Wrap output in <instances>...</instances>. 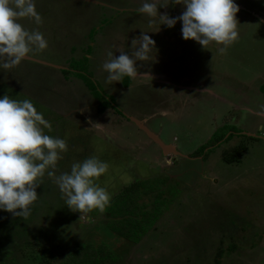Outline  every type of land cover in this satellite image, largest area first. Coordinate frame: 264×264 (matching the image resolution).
I'll return each instance as SVG.
<instances>
[{
  "label": "rangeland",
  "instance_id": "obj_1",
  "mask_svg": "<svg viewBox=\"0 0 264 264\" xmlns=\"http://www.w3.org/2000/svg\"><path fill=\"white\" fill-rule=\"evenodd\" d=\"M96 1L111 4L34 0L42 24L19 22L40 31L47 48L0 68V98L30 99L51 124L45 134L67 143L55 176L46 171L36 189L31 215L0 210V264H37L21 253L37 240L61 261L77 247L93 252L106 241L114 264H217V258L220 264H264V118L246 111L264 105V0H234L239 36L223 53L185 41L179 20L152 32L159 25L149 28L148 17L136 11L143 0ZM164 2L157 0L158 6ZM184 10L169 2L158 12L176 18ZM142 31L155 49L137 68L152 81L105 83L107 52L131 55V41ZM102 96L113 105L104 113L98 108ZM128 117L177 153H164ZM89 121L103 126L92 128ZM90 157L109 166L95 183L110 202L103 213L95 210L79 221L55 178ZM163 175L170 178L166 185ZM138 182L146 191H162L167 202L157 221L132 232L140 238L135 241L115 235L105 216L112 199Z\"/></svg>",
  "mask_w": 264,
  "mask_h": 264
},
{
  "label": "clouds",
  "instance_id": "obj_2",
  "mask_svg": "<svg viewBox=\"0 0 264 264\" xmlns=\"http://www.w3.org/2000/svg\"><path fill=\"white\" fill-rule=\"evenodd\" d=\"M184 5L179 17L172 18L160 14L159 8ZM148 17V27L173 28L177 21L182 22L181 33L185 41H196L203 49L215 45L220 53L233 44L239 36L236 15L239 7L234 0H165L158 6L157 0H143L136 10ZM29 19L36 25L42 24V17L36 11L34 0H0V68L11 69L18 66L32 52L47 48L43 34L33 29L29 31L19 21ZM149 32L131 41L134 51L131 55L117 49L115 56L109 50L102 68L106 72L105 83L121 82L124 77L132 80L152 81L149 73L139 74L137 61H148L155 49V41ZM253 115L264 118V105L256 112L246 109ZM93 127H101L89 121ZM51 124L34 107L30 99L17 101L8 95L0 98V210L14 217L27 219L31 206L37 201L36 189L40 187L45 173L55 176L57 161L61 153L67 151L63 139L45 134ZM108 164L95 157L74 163L70 173H62L55 178L61 198L66 206L79 213V221L95 211L103 213L110 202L109 193L95 181L108 170Z\"/></svg>",
  "mask_w": 264,
  "mask_h": 264
},
{
  "label": "trees",
  "instance_id": "obj_3",
  "mask_svg": "<svg viewBox=\"0 0 264 264\" xmlns=\"http://www.w3.org/2000/svg\"><path fill=\"white\" fill-rule=\"evenodd\" d=\"M71 67L73 69L76 68L73 66ZM100 99L103 102L102 105L98 106L101 113H104L107 108H111L113 106L108 100L104 101L103 96ZM224 136L226 135L223 134L222 137ZM214 137L216 138L215 135L213 138ZM162 179L165 181V185L170 182V178L168 176L163 175ZM149 189L150 191H146L142 182L134 183L127 186L119 195H117V197L112 199L110 205L108 206L105 221L107 222L109 229L115 235L136 241L140 238H133L132 232L135 230L144 232L143 224H151L157 221L162 210V206L164 207L167 202V197H165L162 191L160 192L159 190H154V188ZM152 194L153 196L151 197L150 195ZM144 216L145 219H143ZM96 245L97 246L95 248L97 249H94L95 251L93 252L86 248L77 247L71 250L72 252H67L66 254L68 257L62 261L57 259L58 256H55L54 252H50L52 249L46 247L38 240L37 242H27L23 245L21 253L26 257H32L37 261V264H114L117 262L116 259L109 256L108 250L111 251L112 249L106 241H102V244ZM221 254L222 252L219 253L218 257H220ZM220 260L221 259L217 258V264H220Z\"/></svg>",
  "mask_w": 264,
  "mask_h": 264
},
{
  "label": "water",
  "instance_id": "obj_4",
  "mask_svg": "<svg viewBox=\"0 0 264 264\" xmlns=\"http://www.w3.org/2000/svg\"><path fill=\"white\" fill-rule=\"evenodd\" d=\"M94 1L95 0H93V2ZM130 119L136 122L139 125V127L148 135V137H150V139H152L157 145H159V147H161L164 153H177L174 148L170 147L169 145H166L157 134L153 133L148 128L143 126V124L140 121L138 122L137 120H134L132 118Z\"/></svg>",
  "mask_w": 264,
  "mask_h": 264
},
{
  "label": "flooded vegetation",
  "instance_id": "obj_5",
  "mask_svg": "<svg viewBox=\"0 0 264 264\" xmlns=\"http://www.w3.org/2000/svg\"><path fill=\"white\" fill-rule=\"evenodd\" d=\"M83 3H86V4H94V5H105V6H109L111 3H108V2H104V3H102V2H100L99 3V1H96L95 0V2H93L92 0H83ZM83 42H81L80 44H82ZM90 44H92V45H89V47H95V44H94V42H91ZM70 60H69V58H68V62H69ZM37 63V62H36ZM37 64H42V63H37ZM42 66H45V64H42ZM55 69H57L56 67H54ZM61 68H63V67H61ZM60 69V68H59ZM60 70H62V71H64V70H67L66 69V67H64L63 69H60ZM129 119L131 118V117H128ZM141 129V128H140ZM141 131H143V130H141ZM144 132V131H143ZM145 133V132H144ZM174 162L176 163L177 161L176 160H174ZM174 163V164H175Z\"/></svg>",
  "mask_w": 264,
  "mask_h": 264
},
{
  "label": "crops",
  "instance_id": "obj_6",
  "mask_svg": "<svg viewBox=\"0 0 264 264\" xmlns=\"http://www.w3.org/2000/svg\"><path fill=\"white\" fill-rule=\"evenodd\" d=\"M34 62L42 63V64H47V62L46 61H43V60H37V61H34Z\"/></svg>",
  "mask_w": 264,
  "mask_h": 264
}]
</instances>
